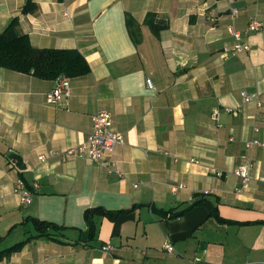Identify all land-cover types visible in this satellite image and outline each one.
<instances>
[{
  "label": "crops",
  "instance_id": "obj_1",
  "mask_svg": "<svg viewBox=\"0 0 264 264\" xmlns=\"http://www.w3.org/2000/svg\"><path fill=\"white\" fill-rule=\"evenodd\" d=\"M13 17L32 46L76 49L90 70L49 104L55 78L0 67V250L25 240L0 264L264 261L255 257L264 249V148L244 147L264 141V0H0V32ZM252 17L262 23L256 31L247 30ZM230 25L250 50L223 57L235 42ZM243 91L261 105L243 102ZM98 109L125 137L111 154L119 172L48 154L82 141ZM246 158L252 178L238 190L233 170ZM17 178L32 189L30 204L19 203ZM90 208L112 212L93 215L92 233ZM30 217L63 226L53 231L58 240L33 237Z\"/></svg>",
  "mask_w": 264,
  "mask_h": 264
},
{
  "label": "built area",
  "instance_id": "obj_2",
  "mask_svg": "<svg viewBox=\"0 0 264 264\" xmlns=\"http://www.w3.org/2000/svg\"><path fill=\"white\" fill-rule=\"evenodd\" d=\"M237 10L232 9L231 14H236ZM262 23L255 17H252L247 25L248 31H256L260 29ZM229 33L234 37L235 42L230 50L223 49V57H227L229 54H236L240 52L249 51L250 47L248 44H242L239 42L241 38V32L235 29L232 25L228 26ZM146 84L149 88H153V84L150 78L146 79ZM243 102L255 101L257 105H261L259 97L255 94H250L245 91L242 93ZM70 95V76L65 74H59L55 77L54 86L45 93V100L49 104L57 103ZM231 111V109H227ZM233 112V111H232ZM212 119L217 122L218 110L214 109L211 113ZM217 124V123H216ZM258 128L254 127V131ZM125 141L124 135L116 131L113 128V117L112 114L103 109H98L92 115V127L90 133L80 141L77 145L68 147L64 151H49V155L60 154L63 159L79 157L84 159L89 163H94L99 166H104L107 168L108 172H119L117 167L110 168L113 160L111 159V154L117 145L123 144ZM244 147L246 149H251L252 147L264 148V141L257 138L250 139L244 142ZM45 155H38V159L45 160ZM253 168V162L250 158L243 160L234 170L233 173L239 177L240 186L239 189H245L249 186V182L252 178L251 170ZM211 171L217 176L225 175V173L219 169L211 167ZM261 180H263L261 178ZM33 187H37L34 184ZM14 192L19 197L20 204H30L32 202V189L25 186L24 181L21 178H17L14 181L13 186ZM162 248L167 254L174 252L173 244L170 240L165 239L162 244ZM104 252H108L113 249L110 244H105L101 247ZM241 264H264V261H250Z\"/></svg>",
  "mask_w": 264,
  "mask_h": 264
},
{
  "label": "trees",
  "instance_id": "obj_3",
  "mask_svg": "<svg viewBox=\"0 0 264 264\" xmlns=\"http://www.w3.org/2000/svg\"><path fill=\"white\" fill-rule=\"evenodd\" d=\"M151 14L146 21L150 24L154 33L160 26L149 22ZM128 31L135 42L139 41V31L135 21L130 15L125 17ZM18 17H13L0 32V67L17 72L32 74L41 79H54L59 74L70 77L80 76L89 72L90 67L83 55L76 49L64 48H37L30 44L28 36L17 31ZM199 203L194 201L190 206ZM111 214L112 212L99 208H90L84 211V219L94 230L93 215L95 213ZM37 234L33 237H46L56 240L53 231L62 230L64 227L51 221L30 217ZM58 240V239H57ZM25 240L15 243L0 250V260L8 257L18 250Z\"/></svg>",
  "mask_w": 264,
  "mask_h": 264
},
{
  "label": "water",
  "instance_id": "obj_4",
  "mask_svg": "<svg viewBox=\"0 0 264 264\" xmlns=\"http://www.w3.org/2000/svg\"><path fill=\"white\" fill-rule=\"evenodd\" d=\"M9 159L18 167V168H24V164L22 162V159L19 155L16 153H11L9 155Z\"/></svg>",
  "mask_w": 264,
  "mask_h": 264
},
{
  "label": "rangeland",
  "instance_id": "obj_5",
  "mask_svg": "<svg viewBox=\"0 0 264 264\" xmlns=\"http://www.w3.org/2000/svg\"><path fill=\"white\" fill-rule=\"evenodd\" d=\"M255 257L258 259H264V249L261 248L255 249Z\"/></svg>",
  "mask_w": 264,
  "mask_h": 264
}]
</instances>
